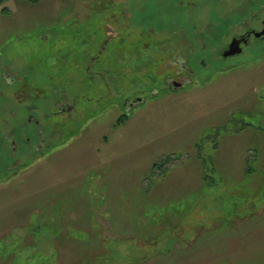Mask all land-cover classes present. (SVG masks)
<instances>
[{
	"label": "rangeland",
	"instance_id": "obj_1",
	"mask_svg": "<svg viewBox=\"0 0 264 264\" xmlns=\"http://www.w3.org/2000/svg\"><path fill=\"white\" fill-rule=\"evenodd\" d=\"M263 2L0 0V264H264V69L214 56Z\"/></svg>",
	"mask_w": 264,
	"mask_h": 264
},
{
	"label": "flooded vegetation",
	"instance_id": "obj_2",
	"mask_svg": "<svg viewBox=\"0 0 264 264\" xmlns=\"http://www.w3.org/2000/svg\"><path fill=\"white\" fill-rule=\"evenodd\" d=\"M251 13L248 17H246L245 24L243 26H234L232 30L229 32L228 38L225 40L222 47L214 54V56L220 60H234L238 57L245 56L246 63L258 61L259 67L264 69V2L263 4L250 5ZM233 43L232 48L229 47L230 44ZM199 64L201 66H205V60L200 59ZM168 63V62H167ZM170 64H167L171 68V65L174 66V73H172V77H170L169 73H167V79L164 80V86L166 90H176L181 89L186 84H189V76L194 73L191 65L187 63V61L182 57H170ZM237 62L231 61L229 63V68H236ZM250 67V66H249ZM172 69V68H171ZM264 72V71H263ZM262 72V73H263ZM101 76V75H100ZM170 78V79H169ZM179 80H177V79ZM9 79V78H8ZM11 80V79H9ZM100 87L105 89V94L101 95L100 100L106 98L107 94H111L113 89H116L117 85H112V82H109L104 77L101 79ZM177 82L180 85L174 86L173 83ZM152 95L155 96L157 94V90H150ZM114 94V93H113ZM159 94V93H158ZM6 96V94H4ZM116 98H119V95H115ZM65 95H62L58 99V101L54 104V110H52L53 116L55 118L60 117L61 119L65 116H70L73 114V111L76 108L75 99H71L70 101L66 98ZM136 98H141L137 102L134 103ZM144 100V96H136L129 100L124 110L130 111L135 105L141 103ZM6 121V120H4ZM30 125L34 126V137L36 144H34V151L41 153L43 151V145L46 141L47 136H54L55 128L51 129L47 134H45V128L43 123H41L40 118L35 117L33 113H29L26 118V122ZM30 140V138H27ZM3 147L7 150L9 155H12L15 151L18 150L17 144H15V138L12 131L8 132L2 140ZM9 151V152H8ZM11 168V164L9 166ZM11 169H9V173Z\"/></svg>",
	"mask_w": 264,
	"mask_h": 264
},
{
	"label": "trees",
	"instance_id": "obj_3",
	"mask_svg": "<svg viewBox=\"0 0 264 264\" xmlns=\"http://www.w3.org/2000/svg\"><path fill=\"white\" fill-rule=\"evenodd\" d=\"M27 1H29V2H37V1H40V0H27ZM126 118V116H123L119 121H118V124L119 123H121L124 119ZM172 156V157H171ZM171 156H169V155H164V157L162 158V157H160V159H158V160H156V161H154L153 162V167H155L156 165H158V164H163V163H165L164 162V158H166L167 159V163L168 162H171L173 159L172 158H174L173 157V155H171ZM175 159V158H174ZM160 160V161H159ZM233 224H237V222H231V226H233ZM235 226V225H234ZM236 231V230H235Z\"/></svg>",
	"mask_w": 264,
	"mask_h": 264
},
{
	"label": "water",
	"instance_id": "obj_4",
	"mask_svg": "<svg viewBox=\"0 0 264 264\" xmlns=\"http://www.w3.org/2000/svg\"><path fill=\"white\" fill-rule=\"evenodd\" d=\"M263 33H264V31H263ZM232 46H233V43H231L229 47L232 48ZM173 85H174V86H178V85H180V84L177 83V82H174ZM140 99H141V98H136V99L134 100V103L137 102V101L140 100Z\"/></svg>",
	"mask_w": 264,
	"mask_h": 264
}]
</instances>
